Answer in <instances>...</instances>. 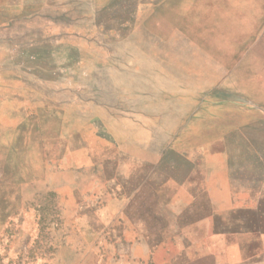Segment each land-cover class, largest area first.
<instances>
[{"label": "rangeland", "instance_id": "374dc122", "mask_svg": "<svg viewBox=\"0 0 264 264\" xmlns=\"http://www.w3.org/2000/svg\"><path fill=\"white\" fill-rule=\"evenodd\" d=\"M259 101L264 0H0V264H263Z\"/></svg>", "mask_w": 264, "mask_h": 264}, {"label": "crops", "instance_id": "0c3cea01", "mask_svg": "<svg viewBox=\"0 0 264 264\" xmlns=\"http://www.w3.org/2000/svg\"><path fill=\"white\" fill-rule=\"evenodd\" d=\"M258 104H259V107H260V110H261L262 109L261 105L264 106V104H262V101H259ZM262 112H261L263 114L262 118L264 119V111L262 110ZM260 118H261V115H260ZM249 128H251L250 123L244 124L242 126L235 127V129H237L238 131H244L245 129L247 130ZM259 129H260V135L262 134L264 136V128L263 129L259 128ZM259 150H260L259 152L262 153V156L264 157V145H262V147H260ZM263 168L264 167H262V169ZM229 183L230 184L231 183L236 184V183H239V182H234V180L229 179ZM252 185H255V186L248 192L249 194L245 198L246 199H251V200L254 201L252 203V205L250 206V208L254 209L255 211H258V213H259V215L261 217V220H262L264 218V174L261 177H259L258 181H253ZM235 190H238V187H236ZM261 224L264 225L263 223H261ZM261 228L263 229L261 231V233H264V227H261ZM261 236H262V239L260 237V240L264 241V234L261 235ZM262 247H264V244H262Z\"/></svg>", "mask_w": 264, "mask_h": 264}]
</instances>
